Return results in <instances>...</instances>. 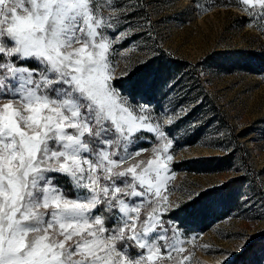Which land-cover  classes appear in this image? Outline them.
Instances as JSON below:
<instances>
[{"label":"snow or ice","instance_id":"6c2138e0","mask_svg":"<svg viewBox=\"0 0 264 264\" xmlns=\"http://www.w3.org/2000/svg\"><path fill=\"white\" fill-rule=\"evenodd\" d=\"M236 2L249 27L264 24V0ZM104 6L0 0V264H158L173 251L179 257L194 240L181 239L170 214L231 182L189 191L182 202L169 199L177 141L165 125L175 120L168 108L158 113L137 99L153 87L148 74L137 75L152 57L118 74L112 63L114 45L138 34L130 23L136 6L106 0L108 17ZM148 134L153 146L141 147ZM239 238L242 250L253 237Z\"/></svg>","mask_w":264,"mask_h":264},{"label":"rangeland","instance_id":"374dc122","mask_svg":"<svg viewBox=\"0 0 264 264\" xmlns=\"http://www.w3.org/2000/svg\"><path fill=\"white\" fill-rule=\"evenodd\" d=\"M125 2L136 6L130 23L138 34L114 45L111 59L118 74L126 64L152 57L137 75L148 74L153 87L137 99L150 101L158 113L168 108L175 120L165 125L177 141L169 199L182 202L189 191L231 181L170 214L181 239L194 244L184 243L179 257L164 253L158 264H181L184 256L187 264H264V64L254 61L264 59V24L249 27L236 0ZM101 3L108 17L111 9ZM193 104L188 115L180 111ZM233 134H240L238 144ZM148 135L141 147L153 146ZM208 157L213 159H203ZM241 236L253 238L237 250Z\"/></svg>","mask_w":264,"mask_h":264},{"label":"trees","instance_id":"16d2710c","mask_svg":"<svg viewBox=\"0 0 264 264\" xmlns=\"http://www.w3.org/2000/svg\"><path fill=\"white\" fill-rule=\"evenodd\" d=\"M255 61V66H257V65H263L264 64V59L262 58V59H255L254 60ZM156 67L158 66L157 64H154ZM238 135H240V134H233V137H234V140H236V142H237V144L239 143V141H238ZM246 180H249V181H254L252 178H250V177H246ZM255 257V255L253 256V258ZM240 258H242L241 259V261H244V259H245V257L243 256V257H240ZM244 258V259H243ZM240 260V259H239Z\"/></svg>","mask_w":264,"mask_h":264}]
</instances>
